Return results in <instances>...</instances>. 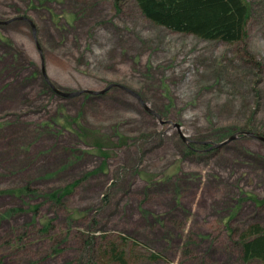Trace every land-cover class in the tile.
Returning a JSON list of instances; mask_svg holds the SVG:
<instances>
[{"label":"rangeland","instance_id":"1","mask_svg":"<svg viewBox=\"0 0 264 264\" xmlns=\"http://www.w3.org/2000/svg\"><path fill=\"white\" fill-rule=\"evenodd\" d=\"M246 1V36L227 43L132 0H0V22L20 18L0 24V264H119L111 245L127 264H260L237 240L264 227V142L198 143L264 136V0Z\"/></svg>","mask_w":264,"mask_h":264},{"label":"trees","instance_id":"2","mask_svg":"<svg viewBox=\"0 0 264 264\" xmlns=\"http://www.w3.org/2000/svg\"><path fill=\"white\" fill-rule=\"evenodd\" d=\"M137 10L143 17L158 26H162L174 32L191 34L204 40H221L227 43H236L246 36V26L251 16L250 4L246 0H132ZM81 135L87 140L94 131L84 132ZM95 137L97 148L105 149L111 147L112 139L106 135ZM193 143L186 144V153L195 151ZM208 149L209 145H201ZM77 184V183H74ZM74 184L54 189L45 196L55 203L61 202V197L69 192ZM5 192V191H3ZM33 190L28 185L17 187L14 190L8 189L5 193L11 197L24 198L31 196ZM256 204H263L264 201L257 200L252 196ZM29 210L33 215L34 223L40 224L39 232L43 235L49 234L50 220L45 217H38L39 205H30ZM19 210V209H18ZM1 219V217H0ZM24 235H18L17 245L24 239ZM124 239V238H123ZM238 243L240 245L241 259L244 262L258 260L264 264V227L259 223L251 224L246 230L239 233ZM108 256L112 261L119 264H127L124 250H118L111 245L108 248ZM151 259H158L159 255H151Z\"/></svg>","mask_w":264,"mask_h":264},{"label":"water","instance_id":"3","mask_svg":"<svg viewBox=\"0 0 264 264\" xmlns=\"http://www.w3.org/2000/svg\"><path fill=\"white\" fill-rule=\"evenodd\" d=\"M20 18H14V19H11V20H7V21H1V23H10L11 21L13 20H18ZM111 86H114V85H109L105 88V90H102L100 93H103L104 91H106L107 89L111 88ZM128 92H130L132 95H134L139 101L140 103L142 104V106L145 108L146 111H148L149 113L153 114L155 117H159V115L156 114L155 111H152L150 110L144 103L143 101L140 99V97L135 94L134 92H131L130 90L127 89ZM79 92H71V93H62L61 95L67 97V96H71V95H76L78 94ZM93 93H96V92H93ZM239 135H247V136H250V137H253V138H256L258 140H261L262 142H264V136H261L259 134H256L252 131H240V132H235L234 134H232L231 136H229V138H227L226 140H224L223 142H213V141H198L199 144H202V145H209L208 149H217V148H221L222 146H224L226 143L234 140L235 138H237ZM197 142V141H196ZM195 143V142H194Z\"/></svg>","mask_w":264,"mask_h":264}]
</instances>
